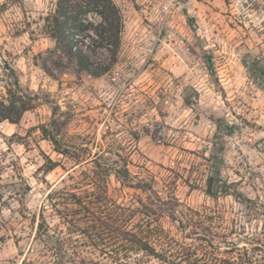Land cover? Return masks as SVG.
<instances>
[{
    "label": "rangeland",
    "instance_id": "374dc122",
    "mask_svg": "<svg viewBox=\"0 0 264 264\" xmlns=\"http://www.w3.org/2000/svg\"><path fill=\"white\" fill-rule=\"evenodd\" d=\"M56 1L0 0V102L18 86L32 107L18 124L0 123V264H53L34 239L46 195L51 187H84L81 171L89 165L72 171L73 160L57 154L37 130L53 112L70 154L81 144L93 153H118L163 194L213 215L227 240L264 238V89L241 62L246 54L264 58V0H113L125 26L118 62L99 78L78 71L67 57V69H55L53 58L47 61L52 75L43 71V57L54 46L42 19ZM215 119L234 125L223 140L220 177L240 199L205 193L207 178L216 177L202 157L209 156ZM46 158L60 166L45 173ZM24 184L28 193L13 192L11 185ZM108 194L122 206L134 205L139 195L113 177ZM45 216L53 230H64L51 209ZM161 224L180 236L169 220ZM130 262L161 264L143 254Z\"/></svg>",
    "mask_w": 264,
    "mask_h": 264
},
{
    "label": "trees",
    "instance_id": "16d2710c",
    "mask_svg": "<svg viewBox=\"0 0 264 264\" xmlns=\"http://www.w3.org/2000/svg\"><path fill=\"white\" fill-rule=\"evenodd\" d=\"M42 21V32L54 46L42 61V69L48 75L52 71L47 61L53 58L55 69H67L70 65L64 63L67 57L71 63L75 62L78 71L93 78L108 74L117 64L125 25L121 9L113 0H57L54 10ZM98 57V62L92 60ZM204 61L210 69L211 57L205 56ZM241 62L248 78L264 89V58L246 54ZM183 100L186 106H191L188 97ZM30 109L18 86L8 89L0 102V123L18 124ZM213 123L215 132L209 156L202 157L216 177L207 178L205 193L214 199L218 195L240 199L241 193L230 190L231 184L220 177L223 140L233 133L234 125L222 119ZM37 130L57 154L73 160L72 171L76 166L89 165L81 171L84 187L79 192L51 187L46 195L48 205L39 213L34 239L50 254L53 264H104L91 257L95 255L110 259L113 264H130L138 254L161 264H264L263 237L238 236L237 240H227L228 234L216 231L213 215L186 208L173 193L163 194L155 187L153 178L131 171V162L124 156L104 151L93 153L84 144L73 146L75 152L70 154L63 148L55 112L51 122L39 125ZM59 166L46 158L43 170L49 173ZM68 177L72 178L69 174ZM111 177L120 186L138 192L134 205L122 206L111 200L108 194ZM11 187L20 196L19 190L22 195L30 191L27 184L20 189ZM48 208L64 230L50 227L45 216ZM163 219L174 224L180 236L168 233L161 224Z\"/></svg>",
    "mask_w": 264,
    "mask_h": 264
}]
</instances>
